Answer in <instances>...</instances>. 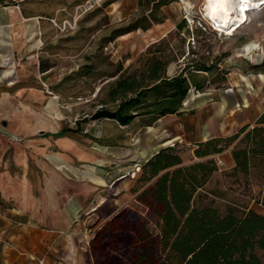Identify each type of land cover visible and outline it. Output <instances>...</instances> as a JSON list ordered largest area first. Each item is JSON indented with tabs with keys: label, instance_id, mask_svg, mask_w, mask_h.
<instances>
[{
	"label": "rangeland",
	"instance_id": "1",
	"mask_svg": "<svg viewBox=\"0 0 264 264\" xmlns=\"http://www.w3.org/2000/svg\"><path fill=\"white\" fill-rule=\"evenodd\" d=\"M4 3L20 9V23L28 29L31 42L13 49L14 55L12 43L0 46L1 54L10 52L12 58L6 60L8 56L0 55V206L16 204L21 197L18 194L26 190L29 199L42 203V226L61 228L55 197L62 203L74 195L84 200L85 189L91 184L86 177L103 182L94 172L121 176L118 190L110 186L89 193V201L100 193L106 194L110 202L90 216L86 211L95 207L94 201V206L90 204L79 211L77 230L72 226L61 229L75 231L85 246L101 225L97 226L100 216L113 205L115 210L131 207L144 212L130 188L139 175L135 173L137 163L141 164L148 155L145 148L153 136L138 122L123 126L111 119L81 121L82 129L71 132V137L54 138L43 133L61 127L76 129L77 120L90 114L106 97L109 83L118 76L114 75L117 69L139 68L147 57L163 53L159 49L164 48L166 56L178 48L184 54L168 63V74L175 73L187 60L204 57L210 61L216 57L218 69L206 87L191 88L181 108L192 114L203 104L207 112L217 111L220 131L205 139L225 137L246 123L252 125L264 110V4L246 9L247 19L228 34L205 16L204 0H173L162 7L161 23L106 42L104 37L113 28L137 15V0H3ZM162 38L166 41L157 46ZM87 69L89 72L84 73ZM190 139L174 143L184 164L210 157L216 161L219 157L223 162H217L219 168L201 191L214 190L217 194L209 192L208 198L213 197L220 210L234 203L241 209L264 214V204L257 201L260 184L252 177L245 181L241 175L229 174L232 145L200 158L193 149L205 139L195 129ZM114 191L126 193L119 207ZM85 253L88 255V251ZM257 253L264 262V251L257 249Z\"/></svg>",
	"mask_w": 264,
	"mask_h": 264
},
{
	"label": "trees",
	"instance_id": "2",
	"mask_svg": "<svg viewBox=\"0 0 264 264\" xmlns=\"http://www.w3.org/2000/svg\"><path fill=\"white\" fill-rule=\"evenodd\" d=\"M171 1L137 0V15L113 28L104 40L161 23V9ZM165 41L162 38L157 46ZM159 50L164 53L165 48ZM175 52L153 53L139 68L117 69L118 76L99 106L77 120L76 129L61 127L52 136L71 137V132L82 129L81 121L111 119L123 126L134 122L149 126L165 115L179 114L189 90L205 88L218 66L216 57L210 61L200 57L168 74V63L178 54L184 56L179 48ZM231 145L229 174L245 181L254 178L260 184L257 201L264 204V110L252 125L199 141L193 153L204 158ZM137 168L139 175L130 191L145 210L122 207L94 231L87 244L93 264H264L257 253L264 251V214L234 203L220 210L213 197L208 198L209 192L217 193L201 191L219 168L214 157L184 164L174 144L164 145Z\"/></svg>",
	"mask_w": 264,
	"mask_h": 264
},
{
	"label": "crops",
	"instance_id": "3",
	"mask_svg": "<svg viewBox=\"0 0 264 264\" xmlns=\"http://www.w3.org/2000/svg\"><path fill=\"white\" fill-rule=\"evenodd\" d=\"M22 18V13L17 6L0 4V46H2L3 42L6 46L12 43L13 48L11 51H13V55L14 50L20 45L31 42L28 38V29L25 25L20 23ZM0 55L8 56L5 57L6 60H12V58H10V52L4 54L0 52ZM4 74L6 75L8 73L4 72ZM202 106L203 104H201L200 107H196L199 109H196L192 114L182 112L181 109L179 114H168L155 121L152 125L143 126L142 128L145 132L153 136V139L151 138L153 141L150 140L149 145L145 148V152L148 153V155L145 156L143 161L164 145H173L176 142L190 141L192 129L196 130L201 139L219 133L220 127L217 111L214 110L212 112L210 110L207 112L206 110L208 109ZM197 115L199 119L196 122L194 118ZM158 123L161 125L160 129ZM56 131H47L43 134L52 136L51 133ZM137 172L138 168L136 167L135 173ZM94 174L101 178L103 182L94 181L86 177L91 184L87 185L85 189V195L83 194L85 196L84 200H81L79 195L68 197L66 200H63L64 203L60 202L58 197L54 198L53 203L58 204L56 216H58V219H61L63 225L61 228L42 226V224L45 223L43 219L45 216L43 213L40 214L41 210H39L42 207V203L40 200L29 199L26 190L21 191L24 193L20 192V194H18V196L21 195V197L19 196L20 199L16 204L0 206V264H36V258L42 256L47 251L50 244L51 248L48 250L46 264H92L89 252L88 255L85 253V251H88L85 249L87 245L81 244V240L76 235V232L59 234V231L63 228H67V226H72L74 230H77L80 226L78 216H80L81 212L79 211L88 208L90 204L94 206V201L95 207H91L86 211L90 216L97 212L96 210L102 207V205L110 202L106 194L100 193L98 194V197H101L100 200L97 196H93L92 200L89 201L90 192H94V189L105 188L107 190L110 186L118 190L123 181L121 180V176H115L114 173L94 172ZM114 194V199H117L119 202L117 206L121 205V201L126 199V193H117L114 191ZM23 195L25 198H23ZM113 204L114 201H112V205ZM113 206L111 210L100 216L97 226L102 224L105 218L112 215L113 211H117L115 210L117 209L115 207L116 205ZM8 241H12L15 246L10 247L6 244Z\"/></svg>",
	"mask_w": 264,
	"mask_h": 264
},
{
	"label": "bare ground",
	"instance_id": "4",
	"mask_svg": "<svg viewBox=\"0 0 264 264\" xmlns=\"http://www.w3.org/2000/svg\"><path fill=\"white\" fill-rule=\"evenodd\" d=\"M258 0H248L247 4H241L239 0H229V2L223 6H216L215 11L209 5L208 0H204V14L212 20L221 30L228 34H231L234 30L241 26V22L247 19L246 9L251 5L264 4V0L257 2ZM258 6V7H259ZM241 8L244 10L241 11ZM231 27V28H230Z\"/></svg>",
	"mask_w": 264,
	"mask_h": 264
},
{
	"label": "built area",
	"instance_id": "5",
	"mask_svg": "<svg viewBox=\"0 0 264 264\" xmlns=\"http://www.w3.org/2000/svg\"><path fill=\"white\" fill-rule=\"evenodd\" d=\"M217 162H218V164L223 163L219 157L217 159ZM63 233H66V231H64V230L59 231V234H63ZM6 244H8L10 247L15 246L12 241H8ZM50 248H51V244L49 245V248L47 249V251L42 256L36 258V264H46V257L48 255V250H50Z\"/></svg>",
	"mask_w": 264,
	"mask_h": 264
},
{
	"label": "snow or ice",
	"instance_id": "6",
	"mask_svg": "<svg viewBox=\"0 0 264 264\" xmlns=\"http://www.w3.org/2000/svg\"><path fill=\"white\" fill-rule=\"evenodd\" d=\"M229 2V0H208L209 5L213 8V11H215V7L216 6H223L225 4H227ZM239 2L241 4H247L248 0H239ZM244 9L241 8V11H243Z\"/></svg>",
	"mask_w": 264,
	"mask_h": 264
}]
</instances>
